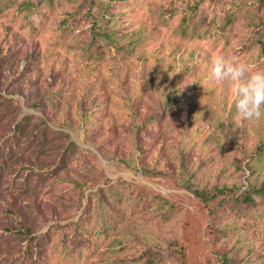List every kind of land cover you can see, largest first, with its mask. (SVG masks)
<instances>
[{
    "label": "rangeland",
    "instance_id": "374dc122",
    "mask_svg": "<svg viewBox=\"0 0 264 264\" xmlns=\"http://www.w3.org/2000/svg\"><path fill=\"white\" fill-rule=\"evenodd\" d=\"M29 1L0 0V264H179L183 238L188 264H264L263 198L185 187L264 183V118L208 79L215 55L264 69V0H111L107 35L90 0Z\"/></svg>",
    "mask_w": 264,
    "mask_h": 264
},
{
    "label": "trees",
    "instance_id": "16d2710c",
    "mask_svg": "<svg viewBox=\"0 0 264 264\" xmlns=\"http://www.w3.org/2000/svg\"><path fill=\"white\" fill-rule=\"evenodd\" d=\"M31 4H39L40 0H36L34 3L32 0L29 1ZM111 7V0H90V13L92 15V25L97 35H107L105 26L107 25L108 18L107 14L109 13ZM200 10L196 5H190L189 11L187 15L183 17V22L187 26H191L193 24L194 17L199 14ZM229 15L225 13V15L220 16L218 21H221L222 24L220 26H224L227 22L226 16ZM29 119V116H24L20 119L15 125V133L20 132L25 124V122ZM74 146L73 142H69L66 145V148H71ZM143 173L147 176H163V173L160 171L152 170V169H144ZM185 187L190 190L193 195L198 198L201 202L210 205L217 201L218 207H221L225 202H227V198H231V200L236 204H253L255 202L254 195L260 196L264 199V183L258 187H250L243 190L240 193H234L232 187H221V188H213V189H205V188H197L192 184H186ZM101 188H98L95 193H100ZM143 189H141L142 191ZM140 191V192H141ZM154 198L158 199L161 203L165 204L167 209L173 210L176 208V204L168 200L160 195L154 194L152 195ZM214 207V206H213ZM216 210L214 207L213 211ZM80 220V218L78 219ZM186 239L173 240L169 242L168 248H170V253L175 256V259L179 264H188L187 260V251H186ZM147 264H153V258H147ZM220 264H235L234 259L229 257L225 252L220 253Z\"/></svg>",
    "mask_w": 264,
    "mask_h": 264
},
{
    "label": "clouds",
    "instance_id": "9594fccd",
    "mask_svg": "<svg viewBox=\"0 0 264 264\" xmlns=\"http://www.w3.org/2000/svg\"><path fill=\"white\" fill-rule=\"evenodd\" d=\"M208 79L231 83L232 103L242 119L264 118V69L232 57L215 55L211 59Z\"/></svg>",
    "mask_w": 264,
    "mask_h": 264
}]
</instances>
